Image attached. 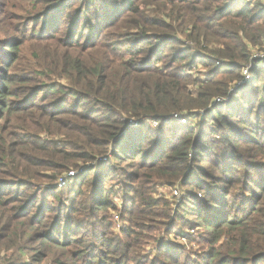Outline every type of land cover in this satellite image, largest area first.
Masks as SVG:
<instances>
[{"label": "trees", "instance_id": "1", "mask_svg": "<svg viewBox=\"0 0 264 264\" xmlns=\"http://www.w3.org/2000/svg\"><path fill=\"white\" fill-rule=\"evenodd\" d=\"M39 1L41 33L0 45V264H264L262 0H80L73 16L72 2ZM29 40L37 61L12 76ZM86 164L77 188L56 187ZM115 175L117 232L102 192ZM161 185L179 187L177 205ZM184 214L209 229L199 258L160 242Z\"/></svg>", "mask_w": 264, "mask_h": 264}, {"label": "rangeland", "instance_id": "2", "mask_svg": "<svg viewBox=\"0 0 264 264\" xmlns=\"http://www.w3.org/2000/svg\"><path fill=\"white\" fill-rule=\"evenodd\" d=\"M64 2H72L71 5H73L74 9L69 10V12L72 14L73 16V12L75 10V8H77L79 6V2L80 0H62ZM41 2L42 1H37L34 4V0H0V45L4 42H7L8 38L12 37L15 33H13L14 30L18 29V33L17 37L19 36H23V35H31L32 32L37 34V32H39L41 30V28L39 27L40 23L39 22H35L33 21L31 18H34V15H38V13H36V9L39 8L41 6ZM54 2H57L54 1ZM95 5H98L101 3L100 0H93ZM137 2H140V0H138ZM66 3V4H67ZM139 8L140 10L143 11L142 9V5L139 3ZM149 14V13H148ZM150 16V15H149ZM152 16V15H151ZM35 20V19H34ZM34 22V23H33ZM21 29V30H20ZM64 30H62L60 33L65 34L63 32ZM41 33V32H39ZM19 35V36H18ZM63 38H65V35H62ZM10 40V39H9ZM2 42V43H1ZM187 45L191 46L190 43H188ZM22 54H21V58L19 60H17L16 62L13 63V66L11 67V69L8 70V73L12 74V76H15V74L19 73V70H21L22 68H24V66H26V63L24 61H28L31 60V63L34 64L37 61L36 56H38L39 50L41 49L42 46L39 45V43H36L35 41H25L22 44ZM259 52V51H258ZM202 59V56H198V60ZM24 65V66H23ZM36 65V64H35ZM205 69L204 67L201 66V64L199 62H197V64H194L193 69L190 71V73H192L193 76H196L199 74V76H201L202 74H205ZM217 101H219V99H217ZM221 101V100H220ZM34 116H36V113L33 112L32 113ZM27 117L30 119L29 115H27ZM1 124L3 123V118L0 121ZM7 123V121H6ZM3 124V125H6ZM157 122H148L146 123V126L151 128V130H155L157 128ZM9 129V127L7 128ZM13 130V129H12ZM104 158L101 157L100 160H98V162L101 161H107L103 160ZM113 159L109 158L108 161L106 162V164L112 165L113 164ZM112 163V164H111ZM93 164V163H91ZM89 166H91L89 164ZM124 166V165H123ZM86 167H88V164L80 167L79 169H77L76 171H78V173H80L83 169H85ZM93 168V167H92ZM127 171H130V168L127 167L126 168ZM72 171L75 172V170L73 169ZM77 173V174H78ZM75 174V175H77ZM74 175V176H75ZM87 175V174H86ZM71 176V177H74ZM88 177H92V173L89 174ZM116 178V179H115ZM114 180H110L107 179L103 182V193L107 195V197H109V199L112 201V204L116 207V209L113 211L112 210V216H111V223H112V230L114 231H119L120 229L124 228L126 223L123 222L120 219V212L122 210V204H123V193L125 191V188H123L122 186V182L119 181L121 180L123 177H121V179H118L117 176L115 175ZM70 177H66V183L65 185L70 186L71 188L75 187L77 188V184H80V181L78 183L75 184V186L73 185V180H70ZM65 185H63L62 187H58L56 186L58 189H64ZM67 189V188H66ZM177 191V195L175 196V205H177L178 201L180 200L179 198L181 197V191L179 189V187L173 188V187H168L165 185H161V186H157L155 187V196H163L164 198H171L173 195V192ZM7 194H4V196H6ZM40 197H45L47 203H52L53 205L52 207L56 206L58 201L55 199H53V196L49 195V192H44L41 191L39 193ZM63 201L66 200V197L64 195H62ZM68 202V201H67ZM69 203V202H68ZM37 206H39V204H37ZM239 207V206H238ZM174 214H179V212L176 211V208L174 206V208L172 207ZM185 217L183 218V221H185L186 226L182 227V225H180L177 221L176 225L174 226L173 230L171 231V233H169V235L167 233H163L159 239L160 242H165L167 244V246H171L173 248V250L177 249L178 247H181L182 251L185 252L186 256L188 254V256H191L192 259L195 258H199L202 253L206 250L207 248V244L204 243H200L202 241V238L206 235V229L203 225H201L200 223H198L200 226L197 227L196 225H193V221L195 220L192 216H186V214H184ZM50 216H54L53 213H50ZM203 216V215H202ZM170 220H166V223L169 222ZM166 226H161V232H165ZM43 227L42 226H38V232H42ZM164 236V237H162ZM202 236V237H201ZM11 239H8L6 242H9ZM31 243H28L29 246H31L30 248H32L31 250H35V248L38 247V242L37 240H33L30 241ZM150 242H154L150 241ZM155 246L157 247V244H150L148 247V254H155ZM53 251L55 253H61V251L59 249H56L53 247ZM31 252V251H30ZM30 252H27V262H30ZM6 254V252L4 250L0 251V256H4ZM11 254V251H8V253L6 254L7 256H9ZM24 254V253H23ZM50 257H47V259L45 260H41L40 263H34L31 262L32 264H49ZM151 260V259H150Z\"/></svg>", "mask_w": 264, "mask_h": 264}, {"label": "built area", "instance_id": "3", "mask_svg": "<svg viewBox=\"0 0 264 264\" xmlns=\"http://www.w3.org/2000/svg\"><path fill=\"white\" fill-rule=\"evenodd\" d=\"M262 2H263V4H264V0H262ZM253 57H256V58H263L264 57V53H261V52H257V53H255L254 55H253ZM242 74H243V76H244V79L243 80H248L249 78H250V76H249V73H248V70H247V68H243V70H242ZM174 119H179V117H177V116H174L173 117ZM180 120V122L181 123H184V119L183 118H180L179 119ZM134 122V126H137L139 123H140V120H136V121H133ZM156 123V122H155ZM101 159V158H100ZM99 159V160H100ZM107 158L105 157L103 160H106ZM78 173V171H69L68 173H67V175L64 177H61V178H59V180H58V183H57V186L58 187H62L63 185H65V183H66V177L68 176V177H71V176H74L75 174H77ZM173 195L174 196H176L177 195V191H174L173 192Z\"/></svg>", "mask_w": 264, "mask_h": 264}, {"label": "water", "instance_id": "4", "mask_svg": "<svg viewBox=\"0 0 264 264\" xmlns=\"http://www.w3.org/2000/svg\"><path fill=\"white\" fill-rule=\"evenodd\" d=\"M127 126H128V127H132V126H134V122H133V121H128Z\"/></svg>", "mask_w": 264, "mask_h": 264}]
</instances>
